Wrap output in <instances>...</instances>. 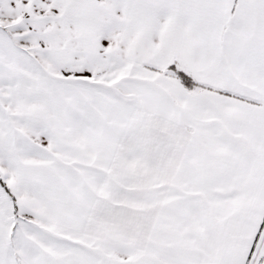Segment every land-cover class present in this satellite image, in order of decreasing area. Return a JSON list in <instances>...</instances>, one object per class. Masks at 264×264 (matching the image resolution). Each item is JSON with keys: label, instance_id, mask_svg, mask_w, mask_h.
Here are the masks:
<instances>
[{"label": "snow or ice", "instance_id": "obj_1", "mask_svg": "<svg viewBox=\"0 0 264 264\" xmlns=\"http://www.w3.org/2000/svg\"><path fill=\"white\" fill-rule=\"evenodd\" d=\"M0 264H264V0H0Z\"/></svg>", "mask_w": 264, "mask_h": 264}]
</instances>
